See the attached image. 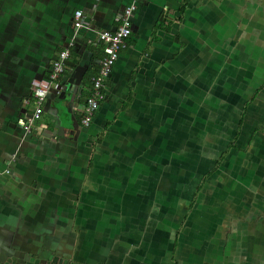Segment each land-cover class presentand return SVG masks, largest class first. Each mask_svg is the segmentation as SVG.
<instances>
[{"label":"crops","instance_id":"crops-1","mask_svg":"<svg viewBox=\"0 0 264 264\" xmlns=\"http://www.w3.org/2000/svg\"><path fill=\"white\" fill-rule=\"evenodd\" d=\"M132 2L83 124L95 30ZM0 264H264V0H0Z\"/></svg>","mask_w":264,"mask_h":264},{"label":"built area","instance_id":"built-area-1","mask_svg":"<svg viewBox=\"0 0 264 264\" xmlns=\"http://www.w3.org/2000/svg\"><path fill=\"white\" fill-rule=\"evenodd\" d=\"M136 7L135 2L125 6L121 12L120 21L114 29L95 30L96 43H101L103 55L99 63L98 71L91 80V93L83 99L85 110L82 118L83 124L87 125L89 123L91 115L105 99V81L111 74L120 51L129 44V38L132 33V14L136 10ZM87 28L88 22L83 12L79 9L75 10L72 22L73 34L69 42V47L59 51L58 56L52 62L51 72L47 79L33 81L32 94L35 108L30 115L20 120V124L25 132L31 131L36 121L39 120L43 113V102L50 89L55 87L56 93L60 94V86L57 82L59 75L65 70V62L70 56V46L74 45L76 34L81 29Z\"/></svg>","mask_w":264,"mask_h":264},{"label":"trees","instance_id":"trees-1","mask_svg":"<svg viewBox=\"0 0 264 264\" xmlns=\"http://www.w3.org/2000/svg\"><path fill=\"white\" fill-rule=\"evenodd\" d=\"M72 54H73V51L70 50V56H71ZM97 69H98V68H97ZM97 71H98V70H97ZM97 71H95V72L93 73L92 76L96 75ZM91 87H92V81L90 82V87H89L90 89H89V91L85 93V97H87V96L90 95V93H91Z\"/></svg>","mask_w":264,"mask_h":264},{"label":"water","instance_id":"water-1","mask_svg":"<svg viewBox=\"0 0 264 264\" xmlns=\"http://www.w3.org/2000/svg\"><path fill=\"white\" fill-rule=\"evenodd\" d=\"M72 32V34H73V30H71ZM72 34H71V36H72ZM75 45V44H74ZM74 47V46H73ZM74 74V72H71V75H73ZM58 85H59V83H58ZM60 86V85H59ZM64 89L62 88V90H61V92L64 94V92H65V88L67 87V84H64ZM63 87V86H62ZM61 94V93H60ZM62 97V95L60 96V98Z\"/></svg>","mask_w":264,"mask_h":264},{"label":"clouds","instance_id":"clouds-1","mask_svg":"<svg viewBox=\"0 0 264 264\" xmlns=\"http://www.w3.org/2000/svg\"><path fill=\"white\" fill-rule=\"evenodd\" d=\"M72 47V46H71Z\"/></svg>","mask_w":264,"mask_h":264}]
</instances>
